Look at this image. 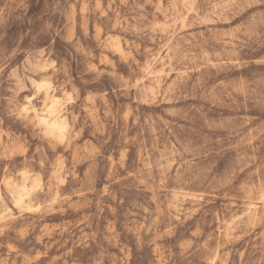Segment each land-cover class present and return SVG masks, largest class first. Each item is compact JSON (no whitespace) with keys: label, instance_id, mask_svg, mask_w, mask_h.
<instances>
[{"label":"rangeland","instance_id":"obj_1","mask_svg":"<svg viewBox=\"0 0 264 264\" xmlns=\"http://www.w3.org/2000/svg\"><path fill=\"white\" fill-rule=\"evenodd\" d=\"M0 197V264H264V0H0Z\"/></svg>","mask_w":264,"mask_h":264},{"label":"bare ground","instance_id":"obj_2","mask_svg":"<svg viewBox=\"0 0 264 264\" xmlns=\"http://www.w3.org/2000/svg\"><path fill=\"white\" fill-rule=\"evenodd\" d=\"M38 67V66H37ZM51 83V82H50ZM48 83H43L41 85L46 86ZM35 85V84H34ZM48 93V92H47ZM54 103L51 106V109L53 110L54 104L58 101L57 96H53ZM27 108V107H26ZM31 111V110H30ZM51 111V110H50ZM49 111V112H50ZM36 112V110H35ZM38 112V111H37ZM48 112V113H49ZM27 113V112H26ZM36 114V113H35ZM38 116V114H36ZM39 117V116H38ZM40 119V118H39ZM41 121L46 124L53 132H58L60 135H64V133L67 130V122L63 120V118H60V116H53L52 118H49L47 116H42ZM50 130V131H51ZM25 172V171H24ZM24 180V179H23ZM39 186V185H38ZM40 187V186H39ZM24 194L25 189H22L21 192H19L18 202L22 203L24 201ZM1 198V197H0ZM185 198V197H184ZM5 202V201H4ZM19 203V204H20ZM14 204V203H13ZM27 207V206H26ZM40 208V207H39ZM4 213V211H3ZM227 231V230H226Z\"/></svg>","mask_w":264,"mask_h":264}]
</instances>
